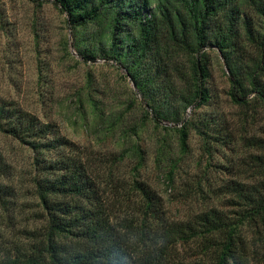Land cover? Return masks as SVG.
<instances>
[{
    "label": "trees",
    "instance_id": "obj_1",
    "mask_svg": "<svg viewBox=\"0 0 264 264\" xmlns=\"http://www.w3.org/2000/svg\"><path fill=\"white\" fill-rule=\"evenodd\" d=\"M53 2L68 16L78 55L85 62L101 58L124 70L145 105L146 119L177 132L182 157L189 153L192 132L210 155L237 141L232 123L203 110L212 97L211 52L223 61L229 96L245 108L244 115L256 114L257 109L264 113V0ZM98 102L89 97L94 116L99 113L102 119ZM188 112L191 115L186 119ZM164 122L175 127H162ZM0 136L33 153L31 182L42 224L25 230L26 242H15L13 249L0 242L1 264L264 262V153L250 154L241 165L251 182L229 180L220 187L229 196L227 206L232 210L213 207L171 220L158 193L135 179L118 217L85 153L55 123L0 97ZM240 138L249 148L264 150V139ZM144 153L139 146L134 150L140 164ZM157 155L171 163L172 171L182 160L175 158L165 136ZM11 169L0 151V207L6 212L13 209L17 196L15 188L3 182ZM133 235L135 243H130ZM192 244L197 245L194 258L180 256L179 248Z\"/></svg>",
    "mask_w": 264,
    "mask_h": 264
},
{
    "label": "rangeland",
    "instance_id": "obj_2",
    "mask_svg": "<svg viewBox=\"0 0 264 264\" xmlns=\"http://www.w3.org/2000/svg\"><path fill=\"white\" fill-rule=\"evenodd\" d=\"M67 20L53 0H0V97L55 123L62 135L80 147L118 217L125 210L122 202L130 195L135 179L145 181L158 193L171 220H183L213 207L232 210L227 206L229 196L220 187L229 180L252 181L241 172V165L250 154H263L264 150L249 148L240 137L264 139V113L257 109L258 113L250 111L245 116V108L232 101L228 73L219 54L210 55L212 97L203 110L232 123L237 141L210 155L202 139L192 132L189 153L182 157L177 132H168L146 119L145 105L124 70L101 58L85 62L78 55ZM91 96L100 103L102 119H98L99 113L94 116ZM190 115L188 112L185 118ZM161 126L175 127L165 122ZM164 136L175 158L182 157L174 171L169 161L158 159ZM137 146L145 152L141 164L134 154ZM0 151L12 166L11 176L3 182L17 193L13 209L6 212L0 207V242L13 249L15 242H26L25 230L42 225L31 182L33 153L3 136ZM121 155L125 158L119 161ZM196 248V244L181 247L180 256L191 260ZM3 256L0 251V264Z\"/></svg>",
    "mask_w": 264,
    "mask_h": 264
},
{
    "label": "clouds",
    "instance_id": "obj_3",
    "mask_svg": "<svg viewBox=\"0 0 264 264\" xmlns=\"http://www.w3.org/2000/svg\"><path fill=\"white\" fill-rule=\"evenodd\" d=\"M135 240H136V237L134 235L130 236V238H129L130 243H135ZM125 264H126V262H125Z\"/></svg>",
    "mask_w": 264,
    "mask_h": 264
}]
</instances>
